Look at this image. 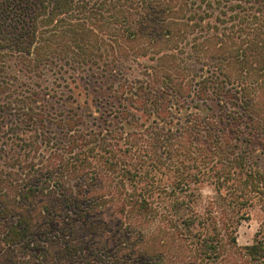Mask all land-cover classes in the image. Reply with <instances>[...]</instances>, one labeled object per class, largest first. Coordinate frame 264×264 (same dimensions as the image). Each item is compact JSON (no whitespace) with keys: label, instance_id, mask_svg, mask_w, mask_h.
Segmentation results:
<instances>
[{"label":"trees","instance_id":"obj_1","mask_svg":"<svg viewBox=\"0 0 264 264\" xmlns=\"http://www.w3.org/2000/svg\"><path fill=\"white\" fill-rule=\"evenodd\" d=\"M255 74L264 0H0V264H139L133 223L142 264H264L226 210L264 201Z\"/></svg>","mask_w":264,"mask_h":264},{"label":"rangeland","instance_id":"obj_2","mask_svg":"<svg viewBox=\"0 0 264 264\" xmlns=\"http://www.w3.org/2000/svg\"><path fill=\"white\" fill-rule=\"evenodd\" d=\"M193 33V32H192ZM188 41L186 37L183 40V43L187 41L188 43L192 42L191 34L188 35ZM183 45V44H181ZM169 46L167 44H164V46L160 47V45H156L153 48V50H165ZM180 52V60L183 62L188 61V49L187 44L185 47L181 46ZM180 64V65H181ZM182 67H185L182 66ZM232 71L235 73L239 72L240 66H232ZM255 76H258L255 74ZM253 86L250 88V92L252 94V101H242V102H236L234 100H230L231 106L233 104H242L246 107V104L250 105L252 107L253 115H249V113H244L243 115H240L239 121L241 124V133L239 134V138L242 141H247V139L250 140V148L252 149H258L260 151H264V77L258 76L257 78H254L253 80ZM245 104V105H244ZM249 106V108H250ZM225 124V123H223ZM256 151V152H255ZM253 154L258 155V160L261 166L264 167V158L259 155V152L257 150L253 151ZM195 193V207H197L199 213L205 215L210 214L211 216H215L218 222L220 221V213H219V207H218V197L217 192L215 189L214 184L207 180H202L200 183L196 185V189L194 190ZM264 202L263 199L259 200L257 197H254L253 200L245 207L239 210L238 213H233L230 216V213L227 210V218L231 217L236 219V222L234 223V229H235V237L236 242L240 246H244L247 244H251L254 242L257 238H261L264 242ZM236 210V208L234 209ZM243 216V217H240ZM239 218V220H237ZM229 223V222H228ZM227 223V224H228ZM219 226L222 227V225L219 223ZM152 225H146L144 224L141 227H138L136 223L131 224V227L128 228L126 233L127 236L130 237V242H134V246H131L130 250V257L131 260H137L139 264L144 263L143 260V253L145 251V246L143 244V239L141 243L138 242V238L141 236H144V233L150 232L149 230L152 229ZM224 227V226H223ZM228 231V230H227ZM119 236H122V233L119 234ZM223 238L226 240L225 235L223 233ZM152 262V261H150Z\"/></svg>","mask_w":264,"mask_h":264}]
</instances>
